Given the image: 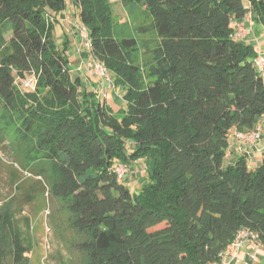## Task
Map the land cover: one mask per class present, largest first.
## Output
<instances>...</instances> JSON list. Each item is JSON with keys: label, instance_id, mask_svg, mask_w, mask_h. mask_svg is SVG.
<instances>
[{"label": "trees", "instance_id": "obj_1", "mask_svg": "<svg viewBox=\"0 0 264 264\" xmlns=\"http://www.w3.org/2000/svg\"><path fill=\"white\" fill-rule=\"evenodd\" d=\"M73 2L76 75L72 38L55 35L69 22L67 0H0L2 108L33 161L31 181L11 180L0 199V264H30L27 207L38 193L47 215L51 198L69 209L88 264H222L241 232L264 247V151L255 168L247 152L225 162L233 132L264 123L258 52L234 27L250 12L264 27V0H122L150 12L151 27L136 28L144 38L110 0ZM95 62L125 107L107 103ZM89 64L99 83L91 91L78 74ZM119 163L145 174L138 192L118 179Z\"/></svg>", "mask_w": 264, "mask_h": 264}, {"label": "rangeland", "instance_id": "obj_2", "mask_svg": "<svg viewBox=\"0 0 264 264\" xmlns=\"http://www.w3.org/2000/svg\"><path fill=\"white\" fill-rule=\"evenodd\" d=\"M114 4L115 15L121 22H127L132 27L133 32L144 38L143 35L136 31V28L151 27L153 18L150 12L142 5L135 4L126 7L122 0H110ZM77 6V5H76ZM74 7L72 0H67L66 13L73 17ZM80 13V12H79ZM251 16V13H249ZM77 22H81L77 16ZM68 24L72 29V22L68 23L65 20H60L56 27V38L60 42V32L62 24ZM152 31V30H151ZM148 31V37H152V33ZM73 34V30L71 31ZM249 32V31H248ZM147 38V36H145ZM60 44V43H59ZM74 54H72L71 68L73 74L76 75L77 63L75 62ZM98 88V84L96 85ZM115 87V86H113ZM93 90V87L89 88ZM120 90L116 87L109 93L108 102L115 108L125 107L124 101L114 102L113 97H119ZM124 91L122 90V95ZM121 94V93H120ZM120 98V97H119ZM115 100V99H114ZM2 99L0 98V199H6L13 190V182L11 180L30 182L31 179L25 175V170H29L33 161L30 156L26 154V150L20 151L18 123L10 116L6 115L2 108ZM114 103V104H113ZM250 145V144H248ZM253 149V147L251 148ZM249 152V149L246 150ZM255 159L248 153L250 167L255 168L259 165L262 159V153L253 149ZM251 153V152H250ZM233 159L226 158L225 162L231 163ZM134 171V172H133ZM138 166L132 167L127 173L126 178L129 182V187L133 192H138L142 183L146 180V176ZM16 191V187H14ZM17 192V191H16ZM23 190H19L21 194ZM50 214L44 213L46 206V199L42 193L35 195L34 202L27 207V213L33 219V232L35 236L36 245L30 255V264H88V260L78 244L85 239V236L78 233L71 225L70 211L59 200L50 199ZM159 227H162L159 226ZM256 255H259L258 250Z\"/></svg>", "mask_w": 264, "mask_h": 264}, {"label": "crops", "instance_id": "obj_3", "mask_svg": "<svg viewBox=\"0 0 264 264\" xmlns=\"http://www.w3.org/2000/svg\"><path fill=\"white\" fill-rule=\"evenodd\" d=\"M73 1V0H72ZM73 4L75 5L74 7V16L73 19L71 18V16H69L67 13H65L63 15V17H67L69 19V22L74 23L75 21H79L77 20V16H79L80 18V10L78 8V6H76V4L73 2ZM250 5V4H248ZM251 16H247V24L249 26V33L247 35V37H245L244 41H246L247 43H251L255 49L258 52V57H262L264 56V27L257 22V20L255 19V14L254 12H250ZM62 20V19H61ZM64 20V19H63ZM62 30L60 32V35L62 36H68L71 40L72 43L70 42V49L72 54H75L74 57L76 58L75 61H77L78 63L82 62L81 60V55L77 54L78 52L77 50V46L75 45V39H74V34H72V29L71 27L66 24L63 23L62 25ZM77 44V43H76ZM88 64V62H87ZM83 69H80L78 71L79 76H81L83 78V80H85L87 82V85H89L91 87H95L97 84L99 86V83H97L96 81L98 80L96 77H94V74L92 72V67L91 64L87 65L86 68H84V65L82 67ZM117 95H115L113 97V101L114 102H119L120 100H122L120 97V95H118L119 97H116ZM115 99V100H114ZM114 104V103H113ZM111 106H113L111 104ZM264 125V124H263ZM231 145L230 148L228 150V157L230 159H235L238 155V152H246V150L249 149V154H251L250 156L255 159V154L252 152L253 149H251L252 147H250V145L246 144L247 142H242L238 140V136H237V132H233V134L231 135V141H230ZM240 143L244 144V149H240ZM258 145L260 146V152L263 153L264 151V126H263V133H262V141L258 142ZM251 152V153H250ZM258 161L261 162L260 160V156ZM260 164V163H259ZM259 255H256V258L253 259L252 258V254L255 253V251L252 248L251 244H245L244 246H242L239 249L230 251L229 256H228V260L231 264H264V247L258 249Z\"/></svg>", "mask_w": 264, "mask_h": 264}, {"label": "built area", "instance_id": "obj_4", "mask_svg": "<svg viewBox=\"0 0 264 264\" xmlns=\"http://www.w3.org/2000/svg\"><path fill=\"white\" fill-rule=\"evenodd\" d=\"M234 27H235V37H237L240 40H244L245 37H247L248 35V31H249V26L247 24V21L241 23L239 21H235L234 22ZM79 36H80V41L82 42V46H84L86 49L91 50V43L89 41V33L88 31L84 28V27H80L79 29ZM258 67L260 69V71L264 74V56L260 57L258 60ZM93 71L96 75L104 78L105 82L103 83L104 87L102 89V92L105 94H107V92L109 93L110 89L112 90L113 88V84L108 76L107 73V69L105 68V66L101 63H97L95 62L94 66H93ZM33 78H29L25 81V86H28L30 84H32L33 82ZM264 123L260 124L258 126V129L253 132V133H237L238 136V140L242 141V142H247L246 144H250V147H253L254 149H256V151H260V146L258 145V142L262 141V133H263V125ZM240 149H244V144L240 143ZM130 170L128 169L127 165H124L122 163H119L117 165V175H118V179L119 180H124L127 173ZM256 236L252 235L249 236V234H247L246 232H241L237 238L236 241L232 244V246L229 248L228 252L224 255L223 257V263L222 264H231L228 260V253L230 251L236 250L241 248L242 246H244L245 244H251L253 250L255 251L254 254H252V258L255 259L256 258V251L259 249L258 247H256L253 242Z\"/></svg>", "mask_w": 264, "mask_h": 264}]
</instances>
